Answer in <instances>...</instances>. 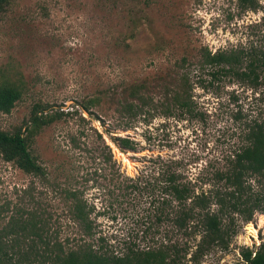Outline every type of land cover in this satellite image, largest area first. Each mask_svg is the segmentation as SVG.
<instances>
[{
  "label": "rangeland",
  "instance_id": "1",
  "mask_svg": "<svg viewBox=\"0 0 264 264\" xmlns=\"http://www.w3.org/2000/svg\"><path fill=\"white\" fill-rule=\"evenodd\" d=\"M261 17L260 11L241 10L236 0H12L0 17V85L13 82L21 86L22 96L9 114L0 113V130L23 129L35 104L76 113L33 139L30 150L46 169L50 185L42 186L0 156V225L23 209H40L60 223L65 206L58 185H66L71 175L81 183L92 167L82 150L99 157L108 146L130 177L139 170L149 172L151 160H173L201 186L205 174L239 144L226 106L234 86L216 97L211 86L200 87L206 76L194 78L201 117L189 122L156 115L125 130L115 104L124 86L141 82H149L151 95L161 98L183 59L193 66L203 48L214 52L247 43L251 26ZM97 96L101 103L93 115L81 114L80 104ZM118 136L138 142V151L118 148ZM86 193L102 211L98 191ZM253 196L264 203V181ZM135 197L132 204L142 214L148 199ZM123 210L134 212L129 206ZM126 216L113 219L111 209L105 210L96 219L98 236L117 248L127 239L141 242L140 226ZM230 230L235 234L228 247H214L201 264H242L243 251L264 246V214L256 213L248 223L237 217Z\"/></svg>",
  "mask_w": 264,
  "mask_h": 264
},
{
  "label": "trees",
  "instance_id": "2",
  "mask_svg": "<svg viewBox=\"0 0 264 264\" xmlns=\"http://www.w3.org/2000/svg\"><path fill=\"white\" fill-rule=\"evenodd\" d=\"M11 1L0 0V17ZM236 4L243 11L262 13L251 26L253 34L247 43L214 52L203 48L193 66L183 59L174 72V83L163 87L159 99L151 95L149 82H141L124 86L115 104L125 130L156 115L189 122L201 117L194 101V78L206 76V85L200 87L211 86L216 97L234 86L227 92L226 106L239 144L205 174L198 182L201 186L173 160H151L149 172L139 170L130 177L108 146L99 157L82 150L92 167L80 177L81 183L71 175L66 185H58L65 206L63 220L56 225L40 209L16 211L0 225V264H201L214 247H228L235 234L230 230L235 218L248 223L256 213L264 214V203L253 196L254 188L264 181V3L236 0ZM21 96V86L13 82L0 85V113L9 114ZM100 103L99 96L88 98L80 104V113L93 115L91 111ZM72 113L76 111L35 104L23 129L0 130V156L42 186L50 185L46 169L30 148L45 127ZM115 141L123 151L137 152L140 147L128 137L118 136ZM82 181L91 185L81 186ZM94 188L103 199L102 211L86 195ZM135 196L148 199L142 214L132 204ZM124 206L134 212L123 210ZM110 209L113 219L131 215L140 226L141 242L127 239L117 248L98 236L96 219ZM241 256L242 264H264V246L256 251L246 249Z\"/></svg>",
  "mask_w": 264,
  "mask_h": 264
}]
</instances>
